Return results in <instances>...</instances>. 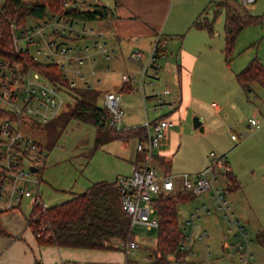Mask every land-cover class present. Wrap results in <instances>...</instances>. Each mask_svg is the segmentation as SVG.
<instances>
[{
    "label": "rangeland",
    "instance_id": "rangeland-1",
    "mask_svg": "<svg viewBox=\"0 0 264 264\" xmlns=\"http://www.w3.org/2000/svg\"><path fill=\"white\" fill-rule=\"evenodd\" d=\"M100 1L107 3L109 0H99V3ZM93 3V0H78L77 6L90 9ZM239 3L241 0H182L176 6L175 14L178 17L186 13L196 14L194 20L201 18V20L208 21L211 29L197 30L195 26L191 25L193 27L191 28L190 25L182 24L178 26L174 23L175 20H172V23L168 22L166 32H164L163 38L168 42V57H171L173 47L183 41L189 48L200 52L201 57L192 78L193 93L196 98L187 119L177 125L182 140L180 153L174 157L172 166L166 162L162 165V169L165 168V175L174 176L175 179L182 180L184 173L189 174L193 179L195 173L191 172L200 168L203 159L211 151L218 152L219 147H234L239 141L233 140L231 133L239 135L245 132L240 127L250 131L247 127L251 118L260 120L264 125V86L258 82L252 83L251 91L246 93L237 80V74L253 59H257L264 65L263 26L261 24L246 26L237 35L232 50L228 53L225 51L227 6L238 5L235 7L241 8ZM248 10L254 15H264V0H255ZM174 30L178 32L180 30L179 35L184 34V38L168 33ZM96 56L97 61L93 64L95 75L91 76L88 67L83 65L79 67L86 75V81L77 77L72 79H75L77 89L84 86L85 82H88L94 89H99L101 94L97 103L103 106V92L116 90L115 85L121 81L122 73L128 68L124 62L116 63L112 59L107 60L100 52ZM169 59L171 63H175V59L168 58L167 60ZM162 61L163 59L161 63ZM107 66H110L109 70ZM166 68L162 71L168 70ZM170 72L172 88H175L179 78L177 67L172 65ZM146 88L150 91L153 87L146 85ZM165 88H168V85L164 83L160 89ZM66 101L73 106L76 103L75 93L66 95ZM213 103L224 107L221 116H227L224 119L227 124L226 128L222 120H216ZM196 105L202 106L199 110L203 111L208 118L210 131L208 134L194 128V117H199V114L194 113ZM137 106L135 104L134 110L126 109L127 113L122 121V127H132L144 121L143 106ZM165 110L149 111L150 119H154ZM254 111L258 112L256 117L253 116ZM24 132L26 136L40 143L47 152L44 164L40 165L39 170L32 173L30 177L35 182L27 183V188L34 191L33 195L24 197L20 204L19 212L27 219L30 217L35 197L38 196L41 204L50 207L87 191L95 183H114L118 176L128 174V161L137 153L138 140L136 138H110L108 141H103L101 145H97L96 139L100 132L112 137L115 136V130L112 127L99 128L91 123L77 120H71L59 135L51 134L46 126L30 129L24 127ZM238 152L234 153L235 158H238V161H234V166L238 163L236 168L242 172L241 188L234 194H229L227 190L225 195H228L231 201L235 196L240 197V200L246 197L243 206L245 208L246 205L248 208L250 223L245 222V224L249 237L253 241L251 249L254 256L244 264H264V160L256 157L251 161H245L238 155ZM227 157L231 159L233 156L228 153ZM30 161H33L32 157L28 163ZM179 174L182 175L177 177ZM217 177L218 181L215 186L223 190L225 178L222 174H218ZM196 202L197 200L193 199L179 205L178 220L182 227H186V219L197 209ZM233 209L236 210L235 206ZM6 216L5 214L2 218ZM246 218L248 217H243L244 220ZM228 228L227 219L219 210L211 215L200 216L195 220L193 227L189 228L191 243L185 259L176 261L172 255L168 257L169 264L240 263L238 244L242 238H237L235 229L230 232ZM203 232L207 235L205 239L200 237ZM132 234L140 245L128 254V264H151L149 253L157 247V228L148 229L142 225H135Z\"/></svg>",
    "mask_w": 264,
    "mask_h": 264
},
{
    "label": "built area",
    "instance_id": "built-area-1",
    "mask_svg": "<svg viewBox=\"0 0 264 264\" xmlns=\"http://www.w3.org/2000/svg\"><path fill=\"white\" fill-rule=\"evenodd\" d=\"M97 2L98 0H93ZM255 0H241L245 7H249ZM73 4L66 2L59 11L49 13L45 18H30L26 23L20 24L15 18H8L11 42L15 58L0 57V210L9 211L18 209L24 197H31L33 190L27 188L28 182H35L30 177L36 172L31 169L44 164L47 152L34 139L26 136L24 127L44 126L60 117L70 106L66 95L76 87L72 79L84 78V73L79 66L90 65V74L95 75L92 67L96 61L93 58L91 47L88 44H78L85 38L95 40L94 46L104 40L101 29L85 26L84 20L74 18L69 11ZM5 11V0H0V17ZM166 40L159 34L149 55L144 62V54L134 50L129 54V60L141 63V76L129 74L122 76L125 82H138L143 88V78L148 76L150 83L154 84L160 78L162 69L161 59L165 56L164 46ZM101 51L108 55L105 44ZM56 65L61 70L58 79L52 78L42 72L40 66ZM171 90L165 88L162 93L154 94L156 105L154 110H159L165 104V97ZM110 113L108 123L117 130H124L122 121L126 116L122 104V96L118 92L107 91L104 94V106ZM172 125L168 117L157 120H146L143 126L147 131L145 143L138 144V150L151 158L152 149L162 143L167 129ZM249 126L259 128L260 123L256 118L249 120ZM245 133L239 135L232 133L231 138L240 141ZM210 163L193 177L187 173L182 175V189L191 191L196 195L211 192L212 199L218 209L223 213L229 224L228 230L233 229L242 240L238 244V260L246 263L254 252L251 249L252 239L240 226L232 206L224 191L215 186L218 174L230 170L228 159L224 155H217L214 151L210 154ZM32 157V162L31 160ZM38 182V181H37ZM119 188L123 210L131 218V228L142 225L148 229L157 228L159 218L156 214L152 199L157 194H173L176 190V179L171 175H159L148 163L136 167L130 175H122L116 179ZM33 204L41 203L35 197ZM212 213L209 204L198 207L189 217L183 228L187 243L183 249H190L191 235L189 228L202 214ZM200 237L205 239L206 232ZM127 255L139 247L135 239L124 241L113 240ZM65 264V263H60Z\"/></svg>",
    "mask_w": 264,
    "mask_h": 264
},
{
    "label": "crops",
    "instance_id": "crops-1",
    "mask_svg": "<svg viewBox=\"0 0 264 264\" xmlns=\"http://www.w3.org/2000/svg\"><path fill=\"white\" fill-rule=\"evenodd\" d=\"M181 1L182 0H109L107 1V3L102 1H100L99 3L98 0V2L93 3L94 5H92L91 9L100 8L103 11V15L100 16L97 14V18H94L90 21L84 20L83 22L85 26L101 29L104 32L105 36L104 40L102 42H99L96 46H94L95 40L91 38L82 39L78 42V44H88L91 47L93 58H95L96 61V55L100 52L107 60L112 59L116 63L124 62L127 64L128 70L122 73L121 81L115 85L116 90L104 91L103 97L107 91L120 93L123 98V106L125 108V111L126 109L134 110L135 104L138 105L137 107H139L140 105L143 106V116L145 117L144 121L132 127L124 126L123 129L126 130L130 128L140 127L143 126L146 120L154 121L163 116L168 117L172 121V125L167 129L166 136L162 143L152 149L151 158L149 161L146 152L139 151L137 148V153L128 161V174L126 175H130L136 167L145 165L146 163L153 167L159 175H164L166 173L164 172L165 168L162 169L163 163L166 162L170 166H172L174 157L176 156V154L180 153L182 140L181 132H179V130L177 129V125L187 119L190 109L192 108V104L194 103V99L196 98L193 93L194 89L192 78L195 69L201 59L200 52L189 48L186 45L185 41H183L181 42V44L177 43L179 47L178 45L173 47V50L171 52L172 55L171 57H168V42L166 41V44L164 46L165 56L162 58L163 61L161 65L162 69L165 70V68L167 67L166 69L168 70L162 71L161 69L160 78L155 81L156 83L154 82V84H151L149 77L144 76L143 88H141L138 82H125L122 76L124 74H129L130 76H135L138 78L141 76V63L130 61L128 58L129 54L134 50L142 51V53L144 54V59L142 62H144L149 55L153 45L155 44L157 36L160 34L163 37L164 32H166L168 22L172 23V20H175L174 23L178 26H180L181 24L195 26L194 22L198 19H201L198 18L194 20L196 17L194 15L196 14L190 13H186L183 16L178 17L175 14V9ZM96 5H99V7H97ZM86 8L80 9L82 11L89 10ZM91 23L93 25H91ZM169 26H171V24H169ZM192 26L191 28H193ZM197 30H207V28H198ZM168 33H171L170 35H179V33L181 32L180 30L179 32L177 30H174L173 32L169 31ZM180 37L184 38V34H181ZM104 44L108 49V55L104 54L101 51V47ZM168 58H172L173 60L175 59V63H171V59L167 60ZM85 65L90 71V65L88 63ZM172 65L174 67H177V72L179 75L178 84H175V88H172L173 83L171 82L172 77L170 75V68ZM106 68L109 70L110 66H107ZM86 79L87 77L85 75L82 80L86 81ZM165 80L166 82H164ZM98 81H100V78H98ZM164 83L168 85V88L171 90V92L165 97V104L159 110H166L154 119H150L149 111H159L154 110V106L157 103L154 94L162 93L163 89L160 88ZM146 85H149L153 88L149 91L147 90ZM84 87L94 89L88 82H85V85L82 86V88ZM94 90L99 91V93L101 94V91L99 89ZM242 90L248 93L249 91H251V85L248 92L243 88ZM213 106H215L214 114L215 118H217L216 120H222V124L225 125L226 128L227 124L224 119H226L227 116L225 114V116H221L224 107L219 106L215 103H213ZM200 107L202 106L196 105L194 107V113L199 114L200 120L202 121V130H200L205 131V133L208 134V132H210L208 129V118L203 113V111L199 110ZM257 115L258 112L254 111L253 116L256 117ZM259 123V128L250 127L248 125L247 128L250 129V131H247L244 127H240L245 131L243 132L245 133V136L239 142H237L234 147H219L218 152H215L217 155H224L227 157V154L229 153V155L231 154V156H233L231 157V159H228V157L227 159L230 167L229 171L236 177L238 187L233 189L229 188L230 180L227 177L226 173H222L223 178H225V188L223 189L224 193L228 190L229 194H234L235 191L241 188L242 172H239V170H237L236 168L238 163L236 164V166H234V161H238V158H235L234 156L235 152L239 151L238 155L244 158L245 161H251V159L256 157L264 160V125H262L260 120ZM131 137L136 138L138 140V144L145 143L147 140V137L143 139H141L139 136ZM209 154L203 159L200 168L191 173L196 174L209 165ZM180 175L182 174H179L177 177H180ZM181 183V180L176 179V190L174 193L184 190L182 189ZM191 194L192 197L185 202L196 199V208L201 207L204 204H209L212 213L219 210L216 202L211 197V192L200 195H196L194 193ZM226 197L228 198V201L232 206V210L236 218L240 222V226L243 227L244 231L249 235L246 230L245 224V222L250 223L248 208L246 205L245 208L243 206L246 197H243L240 200V197L235 196L232 197V201L230 200L228 195H226ZM233 206H235L236 210L233 209ZM19 211L20 206L18 209L5 211L1 215V222L3 228L7 232V235L0 236V264H35L37 261L41 262V264H128L129 262L127 259L128 255L121 248L116 246L115 243H113L114 248L112 249L65 248L56 245H41L38 243L33 231L29 227L28 219L21 215ZM5 214L7 216L5 218H2ZM244 216L248 218L244 220ZM188 219L189 217L186 219V221H188ZM237 238H239L238 233ZM133 239L135 238L133 237Z\"/></svg>",
    "mask_w": 264,
    "mask_h": 264
},
{
    "label": "trees",
    "instance_id": "trees-1",
    "mask_svg": "<svg viewBox=\"0 0 264 264\" xmlns=\"http://www.w3.org/2000/svg\"><path fill=\"white\" fill-rule=\"evenodd\" d=\"M78 0H5V11L0 17V57L13 59L16 57L12 42L8 18H15L18 23L24 24L30 18H45L49 13L59 11L66 2L73 4L69 7L70 14L74 18L93 20L97 18L94 9L82 11L77 6ZM228 5L225 17V51L232 50L239 32L251 24H261L264 28V15H254L242 3ZM99 7V5H96ZM105 15V11H104ZM198 28L211 29L208 21L198 19L194 22ZM42 72L58 79L61 70L56 65L40 66ZM237 80L245 91L250 90L252 83L258 82L264 86V65L257 59H253L241 72L237 74ZM73 87L71 93L76 95V103L60 115L59 118L46 126L51 134L59 135L61 130L71 120L91 123L99 128L108 126L109 111L99 106L97 98L99 91L89 87ZM3 113L0 112V116ZM113 128V127H112ZM115 130V136H109L100 132L96 144L101 145L110 138H129L139 136L147 137L144 126L126 130ZM107 135V136H106ZM38 143V142H37ZM41 145L40 143H38ZM42 146V145H41ZM43 147V146H42ZM230 180L229 188H237V180L230 171L227 173ZM191 191L182 190L173 194H157L152 203L159 218L157 227V247L149 253L151 264H169L168 257L174 256L176 261L185 259L189 249L182 246L187 243L186 235L178 220L179 205L192 196ZM3 210H0V236L7 235L1 222ZM28 225L33 231L37 241L41 245H56L65 248L84 249H112L113 240L128 241L133 239L131 218L125 213L121 204L119 188L114 183L98 182L87 191L76 194L70 200L46 207L43 204H33L28 219ZM263 235V234H262Z\"/></svg>",
    "mask_w": 264,
    "mask_h": 264
},
{
    "label": "water",
    "instance_id": "water-1",
    "mask_svg": "<svg viewBox=\"0 0 264 264\" xmlns=\"http://www.w3.org/2000/svg\"><path fill=\"white\" fill-rule=\"evenodd\" d=\"M93 11L95 13H97L98 15H100V16L103 15V11L100 8H95ZM201 125H202V121L200 120V118L199 117H194V128L202 130ZM31 169L33 171H37V167L32 166ZM35 264H41V262L37 261Z\"/></svg>",
    "mask_w": 264,
    "mask_h": 264
}]
</instances>
